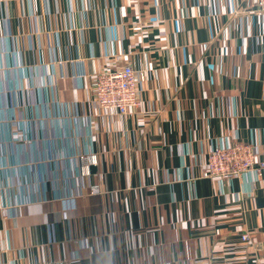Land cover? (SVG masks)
<instances>
[{
    "label": "crops",
    "instance_id": "1",
    "mask_svg": "<svg viewBox=\"0 0 264 264\" xmlns=\"http://www.w3.org/2000/svg\"><path fill=\"white\" fill-rule=\"evenodd\" d=\"M123 64L145 79L120 116L92 79ZM0 93V264L264 259V178L200 177L225 136L264 159L257 0H0Z\"/></svg>",
    "mask_w": 264,
    "mask_h": 264
},
{
    "label": "built area",
    "instance_id": "2",
    "mask_svg": "<svg viewBox=\"0 0 264 264\" xmlns=\"http://www.w3.org/2000/svg\"><path fill=\"white\" fill-rule=\"evenodd\" d=\"M259 7L264 10V0H257ZM136 31L142 30V25L135 26ZM80 77L87 78L86 74ZM79 77V78H80ZM145 74L135 70L130 64L116 67L105 66L92 79L93 100L103 110H110L120 116L126 115L131 109L141 106V82ZM5 98L0 93V110L4 107ZM260 147L253 143H245L229 136L215 140L207 154V163L201 170L200 177L215 179L224 192V184L240 177L254 184L264 178V159L260 158ZM89 164H95L94 155L87 157ZM80 175L89 173L88 166L79 168ZM154 187L151 188L153 190ZM99 187L92 185L90 192H98ZM252 192V190H251ZM251 192H249L251 194ZM250 233L242 234V240L248 241ZM259 264H264V259Z\"/></svg>",
    "mask_w": 264,
    "mask_h": 264
}]
</instances>
